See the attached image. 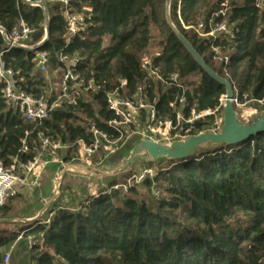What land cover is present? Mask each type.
I'll list each match as a JSON object with an SVG mask.
<instances>
[{
    "label": "trees",
    "instance_id": "obj_1",
    "mask_svg": "<svg viewBox=\"0 0 264 264\" xmlns=\"http://www.w3.org/2000/svg\"><path fill=\"white\" fill-rule=\"evenodd\" d=\"M51 1L30 0L43 3L42 9L21 0H0V25L10 31L22 20L34 30L29 45L45 36L48 18L47 39L34 52L13 49L1 54L6 47L0 36V63L14 72L21 90L35 94L50 74H61V57L76 58L78 72L103 90L90 102L54 110L40 126L18 117L0 99L4 165L18 154L26 134L23 161L33 157L41 132L68 145L89 143L91 126L111 134L107 122L114 117L106 108L105 93L119 79L127 82L128 96L144 87L158 117L174 119L170 105L182 92L149 78L141 68L144 57L165 82L178 75L186 89L184 115L191 109L214 110L225 97V89L203 72L167 24V0H70L74 13H84L85 28L68 46L59 6ZM226 3L233 35L214 44L228 58L224 65L214 62L208 41L186 28L202 18L221 21L215 15ZM169 15L205 64L236 86L239 100H264V11L253 0H170ZM40 52L47 57V74L36 68ZM212 121L198 122L196 132ZM58 156L67 163L75 150ZM21 235L19 241L17 236H0V261L12 245L24 242L29 264H264V132L238 145L198 149L183 160L166 161L152 178L102 192L83 202L79 211L57 208L48 223Z\"/></svg>",
    "mask_w": 264,
    "mask_h": 264
},
{
    "label": "built area",
    "instance_id": "obj_2",
    "mask_svg": "<svg viewBox=\"0 0 264 264\" xmlns=\"http://www.w3.org/2000/svg\"><path fill=\"white\" fill-rule=\"evenodd\" d=\"M24 3L29 2L30 6L39 7L40 2L31 3L30 0H21ZM51 1V0H50ZM52 2V1H51ZM256 9L264 11V0H253ZM60 10L66 29L64 35L65 46H68L72 39L85 28L84 13H74L70 0H55ZM83 12L89 13V9L83 8ZM228 4L226 3L222 9L215 15L222 18L216 22L214 17L209 19H200L196 26L186 28L191 29L194 34L210 43L213 52V60L216 63L227 65L228 58L223 57L220 49L214 44L219 39H229L233 35L234 25L226 20ZM34 30L20 20L16 27L10 31H6L0 25V36L5 44L6 53L13 49H22L34 52L43 46L47 39L45 36L41 41L34 45H29ZM0 54V55H1ZM36 68L40 73L47 74V57L45 53H38L35 57ZM63 64V71L58 76V81L52 83L49 78L44 87L38 88L37 93H28L21 90L14 78V72L6 69L3 63H0V99L5 103L7 108L21 119L40 126L50 114L63 105L74 106L78 101L83 100L90 102L95 94L103 90V85L97 84L93 79H86L82 76L78 68V59L76 58H60ZM149 57L141 60V68L146 70L148 77L155 82L165 83L181 90V95L170 105V111L174 114V119L162 120L158 117L154 105L148 102L147 94L144 87H138L137 90L128 96L129 90L127 82L119 79L116 85L105 93V103L107 110L113 115L114 120L107 122V128L111 134L100 131L95 126L90 127V142L78 140L75 143L61 144L59 141L43 132L37 136V148L33 153V157L28 160H22L20 156L28 154L26 145V137L21 141L22 147L18 154L10 158V163L4 165L0 162V207L10 198L22 195L26 192H32L39 188L42 174L45 168L50 164H62V159L58 153H67L69 150H75V158L73 159L77 165L75 170L83 171L88 167L91 160L98 154L108 157L116 152L119 144L134 136L141 139L149 140L155 143H171L173 141L185 140L191 136H198L206 131L217 132L222 123V116L218 120L215 117L219 112H223L225 97L219 100L218 107L214 110H204L196 112L191 109L187 115H184L182 108L185 105L184 93L185 88L180 84L179 77L176 74L170 75L166 82L154 70H151ZM226 77H228L224 70ZM53 84V85H52ZM234 94L232 103L235 107H245L249 104L264 105V100L256 101L246 96L239 100L236 86L231 83ZM213 118L212 124L206 129L196 132V124L206 118ZM114 136V137H113ZM81 169V170H80ZM68 171V169H66ZM70 170V169H69ZM154 171L144 167L138 174L132 175L126 184L115 185L111 190L120 188L125 189L131 184H140L147 178L154 176ZM61 172L55 181L54 196H59V182ZM70 211H79L80 209H69ZM48 223V222H46ZM22 235L18 236V241ZM33 242L28 241V246L32 247ZM11 254L7 253L0 264H11Z\"/></svg>",
    "mask_w": 264,
    "mask_h": 264
},
{
    "label": "rangeland",
    "instance_id": "obj_3",
    "mask_svg": "<svg viewBox=\"0 0 264 264\" xmlns=\"http://www.w3.org/2000/svg\"><path fill=\"white\" fill-rule=\"evenodd\" d=\"M49 80L55 84L58 77L55 74H50ZM234 110L238 117L248 120L263 114L264 105L235 106ZM221 116L222 114L219 112L215 120H218ZM138 142L139 140L134 136L119 144L118 149L112 155L108 157H105L102 153L96 155L88 167L83 168V171L81 169V171H74V165L77 164L73 160L63 163V165L51 164L48 166L39 188L10 200L4 210L5 212L0 213V236L18 237L29 230L33 231L38 224L49 222L57 208L80 209L83 202L109 190L111 185L115 183L119 185L126 184L132 175L138 174L144 167L150 168L156 173L160 166L166 164V161H152L145 155H138L131 171L122 174L116 173L115 176H111L110 171L119 168L129 158L131 151ZM60 168L68 169V171L66 170L61 176L59 196L55 198V181ZM30 238L31 236H28V239ZM24 245V242H16L6 251V254H11V264H22L28 260L27 247Z\"/></svg>",
    "mask_w": 264,
    "mask_h": 264
},
{
    "label": "water",
    "instance_id": "obj_4",
    "mask_svg": "<svg viewBox=\"0 0 264 264\" xmlns=\"http://www.w3.org/2000/svg\"><path fill=\"white\" fill-rule=\"evenodd\" d=\"M30 5L29 2H25ZM39 7L44 9V4L39 3ZM170 0L166 1V21L174 35L193 58L197 65L211 78L213 82L225 89V103L222 113V123L217 132L206 131L198 136H191L185 140L173 141L171 143H155L135 136L139 142L133 148L129 158L117 169L111 170V176L116 173L122 174L131 171L134 161L138 155H145L152 161H179L190 156L194 151L202 149H216L222 146H234L241 144L252 137L264 132V113L254 119L244 120L238 117L232 103L234 94L231 84L224 78L213 72L192 48L187 40L174 28L171 23ZM46 37L48 36V18H45ZM133 138V137H132ZM63 175L66 170L60 168ZM55 197V196H54ZM56 198V197H55ZM54 198V199H55Z\"/></svg>",
    "mask_w": 264,
    "mask_h": 264
},
{
    "label": "crops",
    "instance_id": "obj_5",
    "mask_svg": "<svg viewBox=\"0 0 264 264\" xmlns=\"http://www.w3.org/2000/svg\"><path fill=\"white\" fill-rule=\"evenodd\" d=\"M50 165H51V164H50ZM50 165H48V166H50ZM48 166L45 168V170H44V172H43V174H42L41 181L44 179V176H45V174H46V171H47V169H48ZM41 181H40V183H41ZM11 259H12V257H11ZM29 261H30V258L28 257V260H27L25 263H22V264H29ZM11 263H12V261H11ZM15 264H19V263H15Z\"/></svg>",
    "mask_w": 264,
    "mask_h": 264
},
{
    "label": "bare ground",
    "instance_id": "obj_6",
    "mask_svg": "<svg viewBox=\"0 0 264 264\" xmlns=\"http://www.w3.org/2000/svg\"><path fill=\"white\" fill-rule=\"evenodd\" d=\"M74 171H76V170H74Z\"/></svg>",
    "mask_w": 264,
    "mask_h": 264
}]
</instances>
